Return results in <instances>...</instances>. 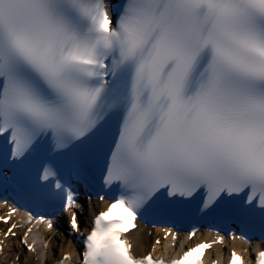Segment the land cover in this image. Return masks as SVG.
<instances>
[{
  "label": "snow or ice",
  "instance_id": "obj_1",
  "mask_svg": "<svg viewBox=\"0 0 264 264\" xmlns=\"http://www.w3.org/2000/svg\"><path fill=\"white\" fill-rule=\"evenodd\" d=\"M5 133L0 177L69 213L71 231L83 211L72 177L111 194L78 264H164L137 258L125 234L178 201L264 234V0H0ZM224 239L171 264H202ZM228 264L244 261L233 251Z\"/></svg>",
  "mask_w": 264,
  "mask_h": 264
},
{
  "label": "bare ground",
  "instance_id": "obj_2",
  "mask_svg": "<svg viewBox=\"0 0 264 264\" xmlns=\"http://www.w3.org/2000/svg\"><path fill=\"white\" fill-rule=\"evenodd\" d=\"M58 208L59 207L55 209H58ZM59 214L63 216V212H59ZM15 233H18L19 235H23L24 231L17 230ZM49 237L58 239L59 236H58L57 230H53L52 232L44 231L43 229L36 230L29 237L28 242L32 244H37L38 247H41L44 242L43 239L49 238ZM130 238L134 245V249H133L134 253L139 257L140 256L143 257L146 253H149L152 251V253L157 258H165L167 256H173V255L179 254L185 250L183 247L178 248L179 246L178 243H176V248H173L172 247L173 244L169 241H166V242L163 241L161 242L160 246H154V239L147 236L146 233L140 228L134 231L133 233H131ZM208 240L211 241V239L209 238ZM199 242H200L199 238H196L193 242H190V243L186 242L187 248H190ZM66 243H67V247L66 249L62 250V255L63 256L67 255V256L76 258L77 253H78L77 246L71 241H67ZM47 244L49 243L47 242ZM52 246L55 247L54 244H52ZM52 246H51V249H52ZM232 249L239 250L240 252H242L243 245L239 243H230L228 244V247L226 250L221 249V247H216L213 250V252L208 254V257L212 258L214 256L213 260H217L219 259L220 256L221 257L228 256L230 254V250ZM258 249L259 248L257 247L255 251ZM45 256L46 255L43 254L40 260L41 264H45ZM19 257H21L20 260H18ZM0 260L1 261L6 260V262H8L9 264H35L34 257L31 254H28V253L25 254V249L22 247L21 243L14 242L12 239L7 240L6 246H5V255L1 257Z\"/></svg>",
  "mask_w": 264,
  "mask_h": 264
},
{
  "label": "rangeland",
  "instance_id": "obj_3",
  "mask_svg": "<svg viewBox=\"0 0 264 264\" xmlns=\"http://www.w3.org/2000/svg\"><path fill=\"white\" fill-rule=\"evenodd\" d=\"M61 239H62V237H60L58 239L56 238V239H53L52 240V244H54L55 247H53L51 245L52 246L51 252H50V254L48 253L46 257L54 258V259H58V260H60L62 258V256H63L62 255V250L63 249H66V244L63 241H61ZM13 241L14 242H18V238L13 239ZM38 251H39V253H38L39 255L38 256H41L42 257V255L44 254V252H42V248L39 247L38 248ZM10 253H11V251H10ZM44 255H46V254H44Z\"/></svg>",
  "mask_w": 264,
  "mask_h": 264
}]
</instances>
